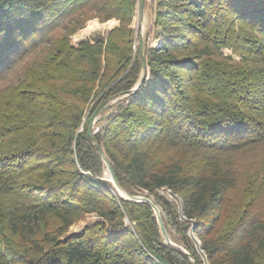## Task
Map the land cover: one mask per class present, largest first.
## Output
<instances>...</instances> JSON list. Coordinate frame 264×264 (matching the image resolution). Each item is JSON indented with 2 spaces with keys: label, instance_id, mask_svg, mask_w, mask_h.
Segmentation results:
<instances>
[{
  "label": "trees",
  "instance_id": "trees-1",
  "mask_svg": "<svg viewBox=\"0 0 264 264\" xmlns=\"http://www.w3.org/2000/svg\"><path fill=\"white\" fill-rule=\"evenodd\" d=\"M146 7L145 70L138 0H0V264H204L193 227L208 264H264V0ZM93 20L118 26L75 41ZM144 74L94 139L171 242L88 135Z\"/></svg>",
  "mask_w": 264,
  "mask_h": 264
},
{
  "label": "rangeland",
  "instance_id": "rangeland-1",
  "mask_svg": "<svg viewBox=\"0 0 264 264\" xmlns=\"http://www.w3.org/2000/svg\"><path fill=\"white\" fill-rule=\"evenodd\" d=\"M139 1V0H138ZM147 1V0H146ZM151 2V0H148ZM112 22V21H110ZM108 22V23H110ZM116 22V21H115ZM108 23L102 24L97 20H93L89 22L86 26L85 29L80 31L75 37V41H94L96 37H102L105 38L107 37L108 33L118 26L117 24L113 25H107ZM134 31H135V36H136V49L140 47V39L141 37L143 38L144 42L146 40V36L150 34L152 31V17H151V12L150 10L146 7L145 4V9L143 15L140 12V7L137 12V16L134 19L133 25H132ZM151 44L156 45L154 40L151 38ZM226 54H230L229 51H225ZM98 102V99H94V101L91 103L90 107L88 108L86 115H85V121L88 117L91 116V114L94 111V108L96 107V104ZM113 103H110L107 107H105L95 118V122L92 126V131L93 132H98L102 125H103V120L108 117L112 111L108 110L109 107L113 106ZM96 111V110H95ZM93 115V114H92ZM106 180H109V174L108 172L106 173ZM168 197L173 199L168 192L165 193ZM99 221V218L95 215H87L83 219H81L79 222H77L69 231V235H77L82 232V230L87 227L90 224H93L95 222ZM75 228H78L79 231L76 233Z\"/></svg>",
  "mask_w": 264,
  "mask_h": 264
},
{
  "label": "water",
  "instance_id": "water-1",
  "mask_svg": "<svg viewBox=\"0 0 264 264\" xmlns=\"http://www.w3.org/2000/svg\"><path fill=\"white\" fill-rule=\"evenodd\" d=\"M145 4H146V0H139V7H140V12L141 14L143 15L144 13V9H145ZM143 46H144V40L143 38L141 37L140 39V51H141V58H142V62H143V66H144V69L146 70V67H147V63H146V58H145V55H144V51H143ZM146 79V74H144L142 76V79H141V82L138 83L132 90L130 91H127V92H123L115 97H112L106 101H104L97 109L96 111L93 113L90 121H89V127H88V135L90 136L91 140L93 141V144L95 146V148L97 149L98 151V154L100 155V157L102 158L105 166H106V169H107V172L109 174V182L113 184L114 188L116 189V191L119 193V195L126 201H133V202H139V203H147L149 204L153 210L155 211V216L158 220V224H159V227H160V231H161V235L162 237L167 240L168 242H171L168 235H167V232L164 228V225L162 223V220H161V215H160V208L157 207L154 202L152 201V199H149L147 198L146 196H129L126 192H124L118 185V182H117V179H116V176H115V173H114V170H113V167L110 163V161L108 160V158L106 157L103 149H101L99 147V145L97 144V142L95 141L94 139V135L97 133V132H93L92 131V126L95 122V118L96 116L105 108L107 107L110 103H117L118 101L124 99V98H127V97H130L132 95H134L138 90L139 88L141 87V85L143 84V82L145 81ZM82 131V130H81ZM123 194H122V193ZM170 196L176 200V202L178 203L179 205V209H180V214L182 216V204H181V200L178 199L176 196H174L173 194H170ZM182 219L184 221H186V219L182 216ZM194 228V227H193ZM193 228L191 229L190 231V237L192 238V240L194 241L195 245H196V248H197V251H198V254L199 256L203 259L204 261V264H208L207 262V258L204 254V251L202 250L201 248V244L199 242V240H197L194 236V233H193ZM70 236H74V235H70ZM181 250L187 255V257L194 262V259L193 257L190 255V253L188 251H186L185 249L181 248ZM195 263V262H194ZM196 264V263H195Z\"/></svg>",
  "mask_w": 264,
  "mask_h": 264
},
{
  "label": "bare ground",
  "instance_id": "bare-ground-1",
  "mask_svg": "<svg viewBox=\"0 0 264 264\" xmlns=\"http://www.w3.org/2000/svg\"><path fill=\"white\" fill-rule=\"evenodd\" d=\"M118 25V24H117Z\"/></svg>",
  "mask_w": 264,
  "mask_h": 264
}]
</instances>
